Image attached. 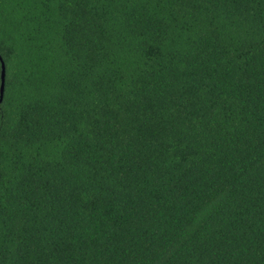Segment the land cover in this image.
Masks as SVG:
<instances>
[{
	"label": "trees",
	"instance_id": "16d2710c",
	"mask_svg": "<svg viewBox=\"0 0 264 264\" xmlns=\"http://www.w3.org/2000/svg\"><path fill=\"white\" fill-rule=\"evenodd\" d=\"M0 264H264V0H0Z\"/></svg>",
	"mask_w": 264,
	"mask_h": 264
},
{
	"label": "water",
	"instance_id": "95a60500",
	"mask_svg": "<svg viewBox=\"0 0 264 264\" xmlns=\"http://www.w3.org/2000/svg\"><path fill=\"white\" fill-rule=\"evenodd\" d=\"M3 83H4V66H3V63H2L1 87H0V102H1V99H2V96H3Z\"/></svg>",
	"mask_w": 264,
	"mask_h": 264
}]
</instances>
